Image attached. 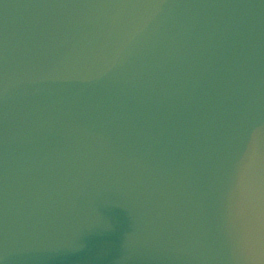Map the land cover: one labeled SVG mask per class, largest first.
<instances>
[{
  "label": "water",
  "instance_id": "1",
  "mask_svg": "<svg viewBox=\"0 0 264 264\" xmlns=\"http://www.w3.org/2000/svg\"><path fill=\"white\" fill-rule=\"evenodd\" d=\"M0 264H250L264 0H0Z\"/></svg>",
  "mask_w": 264,
  "mask_h": 264
},
{
  "label": "clouds",
  "instance_id": "2",
  "mask_svg": "<svg viewBox=\"0 0 264 264\" xmlns=\"http://www.w3.org/2000/svg\"><path fill=\"white\" fill-rule=\"evenodd\" d=\"M239 244L250 264H264V172L259 169L249 197L246 236Z\"/></svg>",
  "mask_w": 264,
  "mask_h": 264
},
{
  "label": "snow or ice",
  "instance_id": "3",
  "mask_svg": "<svg viewBox=\"0 0 264 264\" xmlns=\"http://www.w3.org/2000/svg\"><path fill=\"white\" fill-rule=\"evenodd\" d=\"M0 95H2V70H0ZM253 150L255 157L260 161H264V136H258V138L253 142ZM254 181V176L250 181V186L245 193L238 195L237 199L242 201L240 207V213L236 219L237 229H238V242L243 243L246 236L247 229V218L249 215V197Z\"/></svg>",
  "mask_w": 264,
  "mask_h": 264
}]
</instances>
